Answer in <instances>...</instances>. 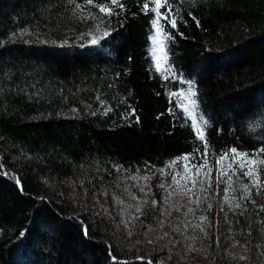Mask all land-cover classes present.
Here are the masks:
<instances>
[{"label":"trees","instance_id":"obj_1","mask_svg":"<svg viewBox=\"0 0 264 264\" xmlns=\"http://www.w3.org/2000/svg\"><path fill=\"white\" fill-rule=\"evenodd\" d=\"M142 2L121 0L125 10L104 17L111 35L89 45L81 33L97 22L84 17L103 14L85 0H0V264H19V252L24 264H264V196L253 189L255 206L230 210L214 168L207 199L191 204L168 166L203 149L177 104L180 69L197 76L213 164L264 148V0H170L167 72ZM233 181L239 200L248 180Z\"/></svg>","mask_w":264,"mask_h":264},{"label":"snow or ice","instance_id":"obj_2","mask_svg":"<svg viewBox=\"0 0 264 264\" xmlns=\"http://www.w3.org/2000/svg\"><path fill=\"white\" fill-rule=\"evenodd\" d=\"M86 5H90L96 9L102 16H97L92 13H88L84 18L91 19L96 21L93 27L84 33H81L80 39H83L85 36L90 37L87 41L89 45H97L101 39H104L111 35V31L107 27H103L105 20L104 17L111 18L114 15H119L120 11L125 10V5L121 3V0H103V2H97V0H85ZM77 9H81L82 5L76 4ZM164 9V11H161ZM141 10L147 15L149 12L154 13L153 18L151 19V23L153 29L155 30V34L152 37L153 43L159 47L161 51H163L165 44L164 41L171 39L172 37L169 35L170 29H166L165 25L161 23L162 20L167 21L171 25V28L177 27L176 13L173 12L172 3L170 0H143L141 5ZM178 12V10H177ZM195 19V17H193ZM197 25L199 26V21H197ZM26 31V30H25ZM65 44L67 41L64 42ZM84 46V45H81ZM166 59V54H165ZM156 68L158 71L161 70L160 58H156ZM169 68L166 66L163 71L167 72ZM181 83H184L182 80ZM197 93L194 90V84L192 82H188V88L185 92H181L177 94V104L187 113V115L192 118V128L194 129L197 138L202 142L203 149H198L199 159L188 154L181 156L178 160L171 161L169 163V167L173 168V189L175 192L182 196H187L189 202L191 204L199 205L201 199H207L206 195H201L205 193L206 188H210L212 186V173L215 168L216 171V183L217 185L224 183L226 185L224 189V203L228 204L230 210L235 211V209H242L243 211H247V208L243 204L244 201H251V203L255 206L257 204L255 199H252L253 189H255V194L257 196H264V182L261 181L260 177V166L264 165V157L257 159L258 155L264 154V148L258 150L256 154H249L238 152L236 148L230 149L228 152L220 153L215 158V164H213L209 156L211 155L208 151V142L206 139V135L204 129L208 126L207 121L203 119V116L199 118L195 117L193 113L198 107L197 101L195 99ZM186 97V100L184 99ZM72 111H76L75 108ZM106 111H111V109H107ZM95 115V113H93ZM238 158H242L239 159ZM177 165H181V167L177 168ZM161 175L165 174L164 169H159ZM241 175L247 178V183H241L240 190L242 192L239 200L236 199L234 195H229V193H234L236 189L233 187V177L240 179ZM143 179L147 181L149 179L148 176H144ZM17 183L20 182L17 180ZM164 187L163 184L160 185ZM199 186V187H198ZM21 190L22 186H21ZM172 193H169V197H171ZM168 198H166L167 200ZM144 203H147L144 201ZM154 207L157 206V201H152ZM212 205H207V210H211ZM260 211L264 212V204L259 205ZM179 211V208L176 209ZM224 209L221 208V211ZM137 213L142 214V209L138 206L136 208ZM188 213H194V209L191 207L187 208ZM134 219H139V217H134ZM200 223L196 225L200 229V231L207 235V228L209 225L208 217L206 215H202L199 217ZM131 221H129L130 223ZM161 224L163 221L160 222ZM85 235H87V229L85 228ZM167 235V233H165ZM217 243L219 244V239H217ZM190 251L193 249H189ZM247 251V249H245ZM264 255V253H262ZM241 260L248 259L247 256H241Z\"/></svg>","mask_w":264,"mask_h":264},{"label":"bare ground","instance_id":"obj_3","mask_svg":"<svg viewBox=\"0 0 264 264\" xmlns=\"http://www.w3.org/2000/svg\"><path fill=\"white\" fill-rule=\"evenodd\" d=\"M152 34H155V30L153 29V31H152ZM150 42L152 43L153 42V40H152V35H151V38H150ZM185 70L183 69H180L179 70V72H178V75H180V77H182V79L181 80H183L184 81V83L182 84V89L184 90V91H186L187 90V88H188V82H192L194 85L196 84V82H197V76L196 75H188L186 72H184ZM98 201H100V203L99 202H97V203H95L94 204V206L91 208V212H93L94 213V215H96L97 217H100L102 214H106V212H105V210H104V207H103V205H102V203H101V197L100 198H98ZM79 206H81V203H77ZM72 210H73V212H74V214H75V216H76V214H78L77 212V209H76V207H74V206H72ZM75 210L77 211V212H75ZM84 210V209H83ZM85 211V210H84ZM87 212H89L90 213V210H88ZM92 214V213H91ZM78 217V216H77ZM119 229H121V227H118ZM83 231H84V226H83ZM37 232V233H36ZM36 233V235L37 234H40V235H45V232H43V231H40L39 229H36L35 231H34V234ZM34 236V235H33ZM19 254L21 255V257H20V259L18 260V263L19 264H24L25 262H26V258H25V254L23 253V254H21L20 252H19ZM28 260V259H27Z\"/></svg>","mask_w":264,"mask_h":264},{"label":"rangeland","instance_id":"obj_4","mask_svg":"<svg viewBox=\"0 0 264 264\" xmlns=\"http://www.w3.org/2000/svg\"><path fill=\"white\" fill-rule=\"evenodd\" d=\"M159 57L160 58V63H161V66L163 65V61H162V58L159 56V55H155V59ZM184 99L186 100V97H184ZM130 224V223H129Z\"/></svg>","mask_w":264,"mask_h":264}]
</instances>
